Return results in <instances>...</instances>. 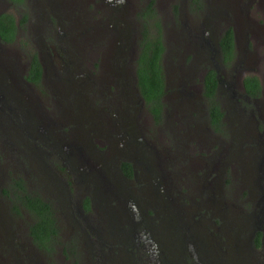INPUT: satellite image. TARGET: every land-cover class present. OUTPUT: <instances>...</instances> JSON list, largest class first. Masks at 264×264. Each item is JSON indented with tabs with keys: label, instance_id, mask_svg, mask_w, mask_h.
<instances>
[{
	"label": "rangeland",
	"instance_id": "374dc122",
	"mask_svg": "<svg viewBox=\"0 0 264 264\" xmlns=\"http://www.w3.org/2000/svg\"><path fill=\"white\" fill-rule=\"evenodd\" d=\"M150 1L0 0L17 24L12 42L0 39V264H264V0H153L164 42L157 121L132 58ZM227 26L236 58L224 67ZM33 53L38 83L24 77ZM209 66L220 132L202 95ZM244 74L259 79L258 99L239 96ZM18 176L53 206L50 250L30 244L31 214L2 191Z\"/></svg>",
	"mask_w": 264,
	"mask_h": 264
},
{
	"label": "trees",
	"instance_id": "16d2710c",
	"mask_svg": "<svg viewBox=\"0 0 264 264\" xmlns=\"http://www.w3.org/2000/svg\"><path fill=\"white\" fill-rule=\"evenodd\" d=\"M19 3L23 0H11ZM151 0L141 11L144 18L141 35L138 40V53L135 59L136 83L147 108L157 121L162 115V97L165 92V76L162 64L164 42L161 22L153 8ZM193 6L199 8L202 0H190ZM147 18V19H146ZM17 24L12 14L0 13V39L3 42H12L15 39ZM221 60L225 66L230 65L236 58L234 30L231 26L225 27L218 38ZM41 77V64L36 53L30 59V66L26 78L38 83ZM245 91L251 95H260L261 84L254 74L243 77ZM217 71L214 67L206 68L202 78V93L206 98L208 119L215 130H221L223 111L216 96ZM121 167L128 176L133 173L132 166L127 161H122ZM7 194L12 209L19 213L21 209L31 214L28 222V234L31 241L39 249L50 250L57 236L56 218L53 206L38 192L27 188L22 177L12 178L11 184L2 190ZM87 207V204H86ZM256 244L260 243V233L255 237Z\"/></svg>",
	"mask_w": 264,
	"mask_h": 264
},
{
	"label": "flooded vegetation",
	"instance_id": "af4514ba",
	"mask_svg": "<svg viewBox=\"0 0 264 264\" xmlns=\"http://www.w3.org/2000/svg\"><path fill=\"white\" fill-rule=\"evenodd\" d=\"M11 1V0H10ZM76 0H71V2H72V4L75 2ZM12 2V1H11ZM13 3V2H12ZM140 35H141V32H140ZM218 43V42H217ZM218 51H219V53H220V60H221V52H220V48H219V46H218ZM136 53L133 55V62H134V64H133V70H134V75H135V80L137 79L136 78V69H135V59H136V57H137V53H138V46H137V48H136V51H135ZM39 58V57H38ZM162 58H163V53H162ZM39 60H40V58H39ZM162 60V59H161ZM40 64H41V77H40V80L39 81H41V79L43 78V72H44V67H43V63H42V61L40 60ZM221 64L225 67V65L223 64V62H222V60H221ZM29 66H30V60H29V63H28V66H27V70H26V73H25V79H26V81H28V82H30V83H35V82H32V81H30L29 79H27L26 78V75L28 74V69H29ZM206 70V69H205ZM205 72V71H204ZM204 74V73H203ZM246 74H244L242 77H241V86H242V91H243V93H241V94H239V96L240 95H242V96H244V97H246V98H250V99H258L259 98V96L261 95V92H260V95H251V94H249L248 92H246L245 91V88H244V85H243V77L245 76ZM165 76V75H164ZM202 78H203V75H202ZM137 81V80H136ZM136 86H137V83H136ZM137 89H138V87H137ZM217 89H218V75H217V88H216V96H217ZM164 90H165V87H164ZM138 92H139V89H138ZM118 95H119V93H117ZM139 94H140V92H139ZM232 94H234V90H233V92H232ZM164 95V94H163ZM202 95H203V93H202ZM140 96H141V94H140ZM204 96V95H203ZM141 98H142V96H141ZM163 98V97H162ZM204 98H205V96H204ZM206 99V98H205ZM142 100H143V102L145 103V101H144V99L142 98ZM146 104V103H145ZM147 106V105H146ZM221 107V106H220ZM222 109V108H221ZM149 110V109H148ZM222 111H223V109H222ZM151 113V112H150ZM207 114H208V112H207ZM153 116V115H152ZM224 118H225V113H224V111H223V114H222V118H221V120L222 121H224ZM208 121H209V119H208ZM210 123V122H209ZM211 125V124H210ZM223 127V126H222ZM222 127H221V130H222ZM211 128L214 130V131H221V130H215L212 126H211ZM122 168V167H121ZM123 170V169H122ZM123 173H124V171H123ZM124 175H126V176H128L126 173H124ZM83 203V204H82ZM82 203H80V208H81V210L82 211H88L90 208H91V206H92V197H90V196H87V195H85L84 196V199L82 200ZM86 204H87V207H86ZM143 220H145V218H142ZM149 221L150 220H148V219H146L145 220V225H144V227L146 228V227H148L149 226ZM145 228H143V230H145ZM146 231V230H145ZM27 232H28V225H27ZM145 233V232H144ZM259 233H260V239H261V237H262V233H261V231H259ZM258 234V233H257ZM27 235H28V238H29V242H30V244H32L33 246H34V244L32 243V241H31V237H30V235L27 233ZM141 237V239H143V241L145 242V244H146V246L148 247L150 244V240L149 239H147L146 238V236H145V234L142 236V235H140ZM152 238V237H151ZM150 238V239H151ZM152 241H153V243L154 244H156L155 242H157L154 238H152ZM135 242H136V239H135ZM256 242V241H255ZM262 243V241L260 240V244ZM149 244V245H148ZM259 244V245H260ZM152 246V249H151V251H153V245H151Z\"/></svg>",
	"mask_w": 264,
	"mask_h": 264
}]
</instances>
